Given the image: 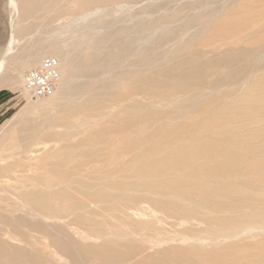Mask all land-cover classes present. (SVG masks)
Here are the masks:
<instances>
[{"label": "bare ground", "instance_id": "obj_1", "mask_svg": "<svg viewBox=\"0 0 264 264\" xmlns=\"http://www.w3.org/2000/svg\"><path fill=\"white\" fill-rule=\"evenodd\" d=\"M123 1L129 3V0ZM131 1L135 7L147 1L139 8L140 13L156 5L152 0ZM78 2L8 0L13 25L11 35L15 31L24 33L31 29L35 25L31 19L37 15H56ZM114 2L86 0V7L97 6L82 14L81 19L98 13L99 3ZM200 3L198 15L195 13L197 5L187 2L162 16L148 21L141 17L137 20L136 34L144 29L142 25L146 22L153 23L155 29L153 35L143 37L141 43L140 38L137 39L138 48L133 46L128 51L129 56L140 58L116 75L117 81L123 79L129 83L130 90L126 99L120 96L118 103V97L112 99L110 92L113 84L110 78L106 79L112 73L99 74L102 65L83 64L82 58L74 56L76 51L71 55L50 46H40L38 53L26 61L24 65H32L43 55L57 58L61 74L58 91L66 103L61 101L58 109L61 114L56 117L54 112H38L34 117V107L21 111L7 129L9 120L0 129V193L4 195L0 196V206L7 199L12 200V203L4 204L3 214H0V264H60L56 255L64 257L62 261L66 258L65 264H93L97 257L105 264H120L127 260L133 263L135 260L131 261L129 256L137 255V249L133 246L134 241H126L127 234L133 230L128 229L127 233L124 227L120 230L116 226L119 223L125 225L130 215L128 210H136L144 204L173 220L172 223L180 227L182 242L189 243L171 245L162 254L154 258L144 256L133 264H242L241 260H248L250 256L264 260V187L258 183L253 187L248 183L253 177L259 178V173L260 177L264 174V150L261 149L259 156V147H250L247 153L257 150L259 158L254 154L244 164L247 149L241 151L240 146L244 143L234 140L246 131L249 133L243 140L255 141L259 132L261 137L264 131L250 130L251 126L264 123V75L256 78L251 70L246 72L240 68H249L253 64L256 67L261 61L258 53L264 49L263 39L261 41L258 34L252 39L249 34L251 40L247 37L250 42V45L245 42L247 48L243 40L239 46L245 48L225 50L209 58L189 53L188 48L197 40L199 32L207 29L217 14L201 13V9L211 6L210 2L200 0ZM122 5L126 7L123 3L117 7ZM184 10H187V17L190 16L188 20L184 19ZM16 16L19 21L13 23ZM175 20L183 23L179 39L163 51L153 48L158 45L157 31L161 35L168 31L169 26L162 24L172 25ZM114 33L110 38L118 42L129 37L125 30ZM12 39L5 49L0 48V89L11 87L15 90L21 85L24 65L21 63L14 72L7 68ZM104 39L105 36L100 35L93 42L97 45ZM251 46L255 48H249ZM78 48L79 45L75 50ZM131 48L117 54L126 62L125 52ZM147 48L151 53H146ZM103 57L98 50L91 56L93 60ZM114 59L118 57L114 56ZM102 78V85L97 86L95 82ZM137 95L146 101L137 100ZM54 96L55 92L48 99ZM233 180H239L240 184L234 185ZM64 198L68 205L60 211L53 200L62 202ZM90 205H96L98 212H88ZM98 215L115 217L116 229L110 228L113 231L106 232L110 220H97ZM67 216L73 224L87 226L83 232L85 239L102 238L110 244H102V241H99L101 244H96L97 241L84 244L66 239L63 234L53 236L51 232L55 229L49 220L61 221ZM132 223V227L140 225L139 222ZM144 226L153 230L151 223ZM38 234H44L49 240L45 246L48 252L40 249ZM244 240L254 245L248 247L242 244ZM116 245L125 249L117 252ZM52 246L57 250L53 251L55 253H51ZM251 248L255 249L252 252L258 253L251 254ZM254 261L257 262L255 258Z\"/></svg>", "mask_w": 264, "mask_h": 264}, {"label": "rangeland", "instance_id": "obj_2", "mask_svg": "<svg viewBox=\"0 0 264 264\" xmlns=\"http://www.w3.org/2000/svg\"><path fill=\"white\" fill-rule=\"evenodd\" d=\"M85 1L86 0H79L80 3L78 2L75 5H70L69 6L70 8L65 9V11H62L56 15H51L49 17H46L44 15H37L34 19L33 18L31 19V21L35 23V25H32L31 29H27V31H25L24 33L23 32L19 33V32L15 31V33L13 35H11V28L13 25H11L10 15L8 13V10H9V8L7 6L8 0H0V48L5 49L10 44L11 39L14 37L12 39V44L9 46V51L7 54L8 56L11 57L7 63V68H9V71L14 72V70L18 66H20L21 63H22V65H24L26 63V61L28 62L31 58H33L34 55H36L38 53L40 46H50V47H53L58 52L70 53L71 55H72V53L74 54L76 51L74 56L77 58L78 57L82 58L84 60V61L82 60L83 64H97V63H99L100 65H102L101 69L98 71L99 74L107 71V72L112 73L111 76L114 75L112 78L110 75H108L106 77V79L110 78L109 81L113 84L111 87L112 90L110 91L111 94L113 95L112 99H114V97L115 98L118 97L117 98V103H118V102H120L119 98L122 97V98L126 99V97L130 94V90H129V85H128L129 83L123 79H122L123 81L122 80L117 81L116 75L119 71L125 70L126 68H128L129 65H132L134 62L138 61V59L140 57L135 56V55L129 56L130 52H128V51H131L134 47H135V49L138 48L139 42L141 43V39H143V37L145 39V38H148L149 36H152L153 35V29H155L154 28L155 25H153V23L146 22L142 25L143 27L145 26L144 29L142 28L143 30L141 29V32L139 34H136L135 33L136 27H134V26H138L137 20L141 17V18L146 19L148 21L153 17L162 16L163 14H166L172 10H175L179 5L187 3V2L194 3L197 5V8H196L197 10L195 12L197 15L200 13L198 10L202 7L200 0H152V2L156 4L155 7L148 9L144 13H140L139 8L141 7V5H144L147 1L143 2L141 5L137 4V6L135 7V5L132 3L133 1H131V0H129V3H126L123 0H115L114 3H99V9L101 12L98 11V13L94 12L95 14L94 13L89 14L86 17H82V19L84 18V20H82L81 19L82 14L86 13L87 11H89L91 9H94L97 6V5H95V6L86 7L84 5ZM201 1L202 2H210L209 6H211L205 10L201 9L202 10L201 13L213 12V13H217V14L212 18V21H211L212 24L210 23V25L207 27L208 30L205 29V30H202L201 32H199L200 33L198 35L199 37H197V40L194 42V44H192L193 47L191 45V48H193V49H191L190 46L188 48L189 53L200 54L206 58H209V57H212L214 55H218L219 53L224 52L225 50H234L235 49V51H236L240 47L245 48V46L247 44L250 45V42H249V40H251L250 36L253 39V38H255V36L257 34H258L257 36L260 35L259 37L261 38V41L263 39L262 43L264 45V38H263L264 37V0H240L239 2L234 1V0H229V1L228 0H213V1L212 0H201ZM1 3L3 4V6ZM118 3L119 4L123 3V4H125L126 7H124V5H122L121 8L120 7L118 8L117 7L119 5ZM212 3H213V5H212ZM228 3H230V4H228ZM115 4L116 5L118 4V5L116 6ZM1 6L3 8H1ZM213 6H214V9H212ZM78 9H79V11H78ZM221 9H223V12L221 11ZM218 11H220V13H218ZM99 12L101 14H99ZM155 12H157V13L155 14ZM182 12L184 14H186L185 12H187V10H184ZM145 13L147 16L145 15ZM152 14H153V16H152ZM148 16H151V17H148ZM216 16H217V18H215ZM77 17H80L81 20L79 21ZM189 17H187V14H186V17H184V19L188 20ZM75 20H78V21L76 22ZM12 21H13V23H16L19 21V19L16 16L12 19ZM81 21H82V23H81ZM83 21H84V23H83ZM181 23L182 22H180V23L178 21L176 22V20L171 23L172 25H170L169 23H165V24L161 23L162 25H166V26L168 25L169 28H168V31L166 33H162L163 36L161 35V33L159 31H157L156 37L158 38V45H156L155 47L153 46V48H156L158 50L163 51V50L171 47L174 44V42L177 39H179V36L181 34L180 28L183 25V23L182 24ZM57 25H59V26H57ZM67 27H70V28H67ZM64 29H65V31H64ZM66 29H67V31H66ZM151 29H152V31H151ZM120 30H125L126 32H128L129 37L125 41L118 42L114 38H110V37H112V34L114 32L116 33L117 31H120ZM55 33H56V35H55ZM173 33H175V34H173ZM249 34H250V36H249ZM100 35H104L106 40L104 39L105 40L104 42L95 45V42H93V40H95ZM245 36H246V39L248 37L249 40L248 39L246 40L244 38ZM161 37H164V38H161ZM139 38H140V40H139V42H137L138 41L137 39H139ZM240 41L241 42L243 41L244 43L243 42L242 43L244 45H245V42L247 44L245 46L244 45L239 46V45H242V44H240ZM237 42H238V44H237ZM131 44H133V45H131ZM78 45H79V48L81 50L79 48L75 50V48ZM130 46L132 48L127 50L128 53L125 52L126 55L128 56V57L126 56L127 58H126V62H125V58L123 60V58L120 57L118 54L122 53L123 49H126ZM161 46H162V49H161ZM247 46H246V48H247ZM216 47H218V49ZM249 48H255V47L251 46ZM90 50H91V52H89ZM97 50L100 53V55L104 56L102 58V60H99V59L93 60V58H91L92 54ZM146 50H147L146 53L147 52L151 53V50L149 48H147ZM80 51H82L85 55L83 53H81ZM206 51L208 52L207 54L204 53ZM262 52H263V54H262ZM77 53H79L78 54L79 56L77 55ZM141 53H143L142 50H141ZM80 55H82V56H80ZM109 55H111V56L109 57ZM137 55H139V54H137ZM258 55H260L261 61L260 62L258 61L259 63L257 62L256 67H254L255 64H253L252 66H249V68L247 67L248 69L246 67L240 66V68L244 69L246 72H248L250 70L252 72H254L256 78L264 75V61H263L264 60L263 59L264 58L263 57L264 56V49H262L260 51V53H258ZM114 56L118 57V59H114ZM45 57H53V56L52 55H49V56L43 55L42 57H40L38 59V61H36L37 63H34L32 65H24V67H22V69H21V74H22L21 85L18 87V89L12 90L11 87L0 89V129L9 120L7 126L5 127V129H7L11 123L10 121L13 118L16 119L20 115L21 111L23 112L26 110H30L34 107L36 108V111H35L36 114L35 115L32 114L34 117L38 116L37 115L38 112L39 113L54 112L55 117L57 116V114L58 115L61 114V113H59L58 109L61 107V103L64 102L63 104H65L66 101L63 100L59 95L58 84H59L60 80H59L57 87L54 91L55 96H54V98H51V100H49L48 97L41 98V99H31L23 90L24 73L28 69L37 66L39 64V62ZM99 61H101V62H99ZM123 63H124V66H122ZM79 65H80V63L74 65V67H76V66L78 67ZM103 66H106V68ZM259 66H261V67L259 68ZM110 68H111V70H109ZM59 69H60V67H59ZM60 77H61V74H60ZM102 81H104L103 78L100 79L99 81L95 82V83L98 84L97 86H99V85H102ZM224 91H226V90H223V92ZM120 94H122V95H120ZM57 96H59V97H57ZM56 97L59 99H57ZM136 99L139 101L142 100V102L144 101V99L140 95H137ZM114 100H116V99H114ZM262 124L264 125V123L257 125V126H259V127L256 126L257 129H255L256 128L255 125L251 126L250 130L252 131V129H253V131H259L261 129H264V126ZM248 133L249 132L243 131L238 136V140H237V138H235V139L233 138L238 143L241 142L239 144L244 143V144H242L243 147L240 146L239 144H237V146H240L242 148L241 151L247 149L245 154H247L248 156L246 155L244 157V162H245L244 164H246L251 158H253L254 154H255L254 155L255 158H259V156L261 155V151H262L261 149L264 150V136L262 137V133L264 135V131L261 133V137H260V132H259L260 138L257 137L258 139H256L255 141H253V139H251V140L249 139L250 141L248 139H247L248 141L247 140L244 141L243 138H244L245 134L248 135ZM261 138H263V139H261ZM257 140H259V142ZM260 141H261V144H260ZM246 142H247V144H246ZM232 143H234V141H232ZM255 143H256L257 147L255 146ZM259 144L261 146H259ZM262 144H263V147H262ZM252 146H254V148H256V149L259 147V149H257V150L258 151L260 150L259 151L260 154L258 153L257 150H255V152L254 151L250 152V154H249V152L247 153V151H249V148L250 147L252 148ZM258 154H259V156L257 157ZM262 158H264V153L262 155ZM71 163L72 162H70L68 165H71ZM239 170L242 171L241 168H239ZM253 171H255V170H253ZM251 172L252 171H250V173ZM241 175L242 174L240 173L239 176H241ZM259 175H260V173H259ZM259 175H258L259 178H257V177L254 178L252 176L253 179L248 180L249 186L252 185L254 187L255 185L258 186V184H259V186L264 187V174L261 175L263 178L260 177ZM236 180H233L235 183L232 181L231 182L234 185L240 184V181H239L240 179L238 180L239 183H237L238 181H236ZM260 180H262L260 182L262 185H260V183H259ZM0 196H4V195L0 193ZM77 197L80 198L81 196L77 195ZM5 198L7 199V197H5ZM8 201H9V199H7L6 203H8ZM56 202H57V204H56ZM6 203H4V204H6ZM9 203H12L11 199H10ZM53 203L55 206L57 205L56 207L60 211L65 210V208L67 207L66 205H68V201L66 200V198H64L62 200V202L58 199H54ZM4 204L1 205L2 207L0 206V214L1 215L3 214L1 210H4V208H5ZM95 206L96 205H93V206L90 205L88 208V212L92 213V212L97 211L95 209V208H97V206L96 207ZM97 212H95V213H97ZM127 212H129L130 215H128L129 218L124 223L125 225L119 223L116 226L115 224L117 222L114 221L115 217H111L112 218V220H111L110 217L107 218L108 217L107 215H98L99 219H97V217H95V219L105 220L106 222L108 220H110L109 222H112L111 224L109 222H107V228L105 226L106 232H112L113 230L116 229L115 226L117 228H119L120 230H122L123 229L122 227H124L123 230L124 231L126 230V232L129 231L130 229L133 230V232L130 231V235L127 234V236H126V238H127L126 241L127 240L130 242L134 241V242H132L133 246L137 249V251H136L137 255L135 254L136 256L134 254L129 256V259H131V261L135 260L133 263L137 262L138 261L137 259L142 260L143 258H145L147 256L154 258L155 256L162 254V252L165 249L169 248L171 245H173V246H175V245L180 246L181 245L182 246V245L189 243V241H185V240H183V242H182V238H181L180 233H179L180 227L175 226L172 223L173 220L167 218L163 213L153 209L152 207L144 204L141 207L136 208V210H130V211L128 210ZM71 220L72 219L69 216L65 217L61 221L52 222L50 219L49 220L51 222L50 224L53 226L52 228L55 229V230L54 229L53 230L59 233V234L56 232L54 233V231H52L51 234L53 236H59V235L63 234L66 236V239L71 238L72 240H76V241L78 240L79 242L84 243V244H91V243L96 242V241H97L96 244H101V243L102 244L103 243L110 244V243H106L105 242L106 240H104L102 238H94L95 240L94 239H88V238L85 239L83 232L87 229V226L85 225V227L84 226L82 227L81 225L73 224ZM130 220H131V222H130ZM132 222H135L134 224H138V222H139L140 225L132 227V226H130V224ZM128 223H129V225H128ZM148 223H151L153 225V230L150 231L149 229L145 228L146 226H144V225L148 224ZM142 224H144V225H142ZM108 225H112L114 227H111V226L109 227ZM119 225H121V226H119ZM136 227H138V228H136ZM83 228H85V229H83ZM110 228H112L113 230L112 229L110 230ZM103 229H104V227L102 228V230ZM127 233H129V232H127ZM133 233H135L134 237H133ZM131 234H132V237H131ZM38 235L41 238V239H39V245L41 246L40 249L42 250V252H48L49 250H48V248H45V246L47 245L49 240H47V238L45 236H43L44 234L43 235L38 234ZM42 238H43V241H42ZM44 238H46V239H44ZM261 240H263V239H261ZM99 241L100 242L102 241V242L99 243ZM110 242L112 243L111 240H110ZM134 243L136 246L134 245ZM242 244H244L248 247H250L251 245H254L253 242L248 241V240H244L242 242ZM115 247H116L115 250L117 252L125 249L124 247H123L124 249H121L122 246L120 247L119 245H116ZM218 247H220V246H218ZM54 250H56V249L52 246L51 253ZM222 250H224V249H222ZM251 250H255V249L251 248L249 250L251 254L253 252L255 254L258 253L257 251L252 252ZM258 251H260V250L258 249ZM53 253H55V252H53ZM56 257H57L56 260H59L58 263H60V264H63V263L65 264V262L68 261L66 258L64 260L65 262L62 261L64 259V257L59 256V258H58V255H56ZM247 257H249V256H247ZM258 257L261 258L260 256H258ZM97 258H99V257H97ZM97 258L93 264H105L102 262L101 258H99L98 260H97ZM254 258H255V260H257L256 263H255V261L253 262ZM262 258H264V256H262ZM250 259H252V256H250L248 260H247V258H245L244 260H241L242 261L241 263L244 264L246 262L245 264H249L251 262L250 264H253V263L261 264L264 261L263 259H259V260H262L260 262L258 259H256V257H253V259L251 261H250ZM99 260H101V261H99ZM128 261H130V260H127V262L123 261L120 264H126V263L131 264L132 263V262L129 263Z\"/></svg>", "mask_w": 264, "mask_h": 264}, {"label": "built area", "instance_id": "obj_3", "mask_svg": "<svg viewBox=\"0 0 264 264\" xmlns=\"http://www.w3.org/2000/svg\"><path fill=\"white\" fill-rule=\"evenodd\" d=\"M60 80L58 60L45 57L23 76V90L31 99L50 97Z\"/></svg>", "mask_w": 264, "mask_h": 264}]
</instances>
